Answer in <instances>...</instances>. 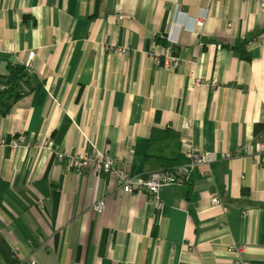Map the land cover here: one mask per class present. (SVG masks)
Instances as JSON below:
<instances>
[{"label": "crops", "instance_id": "crops-1", "mask_svg": "<svg viewBox=\"0 0 264 264\" xmlns=\"http://www.w3.org/2000/svg\"><path fill=\"white\" fill-rule=\"evenodd\" d=\"M10 66L31 81L0 101V264H264L261 0H0V92ZM21 134L31 147L13 149ZM191 148L218 160L157 200L67 157L146 177Z\"/></svg>", "mask_w": 264, "mask_h": 264}, {"label": "built area", "instance_id": "built-area-1", "mask_svg": "<svg viewBox=\"0 0 264 264\" xmlns=\"http://www.w3.org/2000/svg\"><path fill=\"white\" fill-rule=\"evenodd\" d=\"M262 9H264V0H261ZM108 50H114L113 47H108ZM117 51L124 55H128V48H118ZM152 59L157 67H173L177 69L180 66V63L177 61H170L168 57L159 54L158 52L151 54ZM199 84V80L196 81ZM4 144V142H1ZM11 147L13 149L19 148H30L31 143L28 142L27 137L24 134L16 136L12 142ZM264 152V144H257L255 156L259 157ZM68 159L70 160V168L78 174H86L91 172L97 176L107 175L112 176L118 179L120 184V193L130 194L133 192H142L144 190L148 191L151 196L155 197V200L158 199L159 192L167 186H173L178 184L180 181L186 178L188 172L200 165L210 164L218 160V157L215 154H201L194 149H190L188 152V157L190 162L179 166L177 168V173L181 175L178 177L174 174L167 173L163 170L155 171L149 176L142 177H131L124 170L119 169L114 160L101 152H95L93 155H89L83 151H77L71 154H68ZM231 154H226L223 158H230ZM66 156L63 153H57L58 162H64ZM211 203L214 207L222 205V201L218 196H214L211 200ZM104 210V204L102 202L94 206V211L97 213H102ZM241 252L242 248L231 247L229 252ZM30 264H37L35 260H31ZM237 264H243L241 260Z\"/></svg>", "mask_w": 264, "mask_h": 264}, {"label": "trees", "instance_id": "trees-1", "mask_svg": "<svg viewBox=\"0 0 264 264\" xmlns=\"http://www.w3.org/2000/svg\"><path fill=\"white\" fill-rule=\"evenodd\" d=\"M242 56L243 59L249 60V56L247 54L246 49L241 46L236 49ZM31 76L28 70L23 66H10L9 67V79H8V87L6 90L0 92V101L1 102H11L15 104L20 100V98L24 95L23 87L30 85ZM6 111L0 109V115L4 114ZM264 129V125H256V133L260 130ZM186 163L190 162V158L185 155ZM160 163L162 164V170L174 174L178 176L177 168L182 164V161L177 159H166V158H158ZM178 177H181L179 175ZM7 188V184L0 180V199L1 195L5 192Z\"/></svg>", "mask_w": 264, "mask_h": 264}]
</instances>
